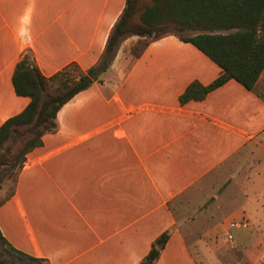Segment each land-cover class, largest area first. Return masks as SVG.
I'll return each mask as SVG.
<instances>
[{
    "label": "crops",
    "instance_id": "1",
    "mask_svg": "<svg viewBox=\"0 0 264 264\" xmlns=\"http://www.w3.org/2000/svg\"><path fill=\"white\" fill-rule=\"evenodd\" d=\"M125 5L0 0V126L30 102L13 84L23 55L46 77L72 63L86 70L99 61ZM137 39L121 44L102 82L59 110L56 130L26 155L0 205L3 236L43 264H139L165 231L156 264H223L216 225L230 210L217 209L228 201L215 192L229 184L227 191L240 185L252 194L264 183V93L257 91L264 70L252 90L232 79L181 103L192 82L209 85L222 68L176 34L131 56ZM212 194L217 202L207 208ZM263 195L264 188L247 194L225 227L243 255L232 258L239 264L264 262V232L230 227L264 222ZM193 212L215 227L185 226L195 222Z\"/></svg>",
    "mask_w": 264,
    "mask_h": 264
},
{
    "label": "trees",
    "instance_id": "2",
    "mask_svg": "<svg viewBox=\"0 0 264 264\" xmlns=\"http://www.w3.org/2000/svg\"><path fill=\"white\" fill-rule=\"evenodd\" d=\"M140 4V0H126L99 61L86 70L72 63L46 77L30 54L23 55L16 65L13 84L16 93L29 97L30 102L0 126V172L8 167L18 173L26 155L42 145L43 135L56 130L59 110L80 92L102 82L103 74L127 38L159 39L168 32L154 36L156 30L167 24L195 31L191 36L178 37L193 44L222 68V74L209 85L192 82L180 96L181 103L204 99L210 91L232 79L249 90L254 89L264 70V0H152L143 8ZM22 136H26L24 143L10 155L12 140ZM2 182L0 177V185ZM169 235L168 231L163 232L139 264H156ZM0 247L43 264L14 247L1 231ZM0 264L6 261L0 258Z\"/></svg>",
    "mask_w": 264,
    "mask_h": 264
},
{
    "label": "rangeland",
    "instance_id": "3",
    "mask_svg": "<svg viewBox=\"0 0 264 264\" xmlns=\"http://www.w3.org/2000/svg\"><path fill=\"white\" fill-rule=\"evenodd\" d=\"M152 2V0H140V5L141 8L145 7L146 5H149ZM164 32H168V34H176V35H183V36H191L193 34H195V31L192 30H188V29H184V28H180L174 24H167L162 26L161 28H158L155 32L154 36H157L161 33ZM153 40V38H140L137 39V41L135 42V44H133L132 48H131V56H138L141 51H143V49L145 48L146 44L149 43V41ZM132 59V58H131ZM109 74V71L105 72L102 76V78L106 75ZM264 77L261 80V85L257 88V91L259 93L263 92L264 93ZM26 139V136H22V137H18L15 138V140H12L11 142V146H10V151L9 154L12 155L14 154L24 143ZM17 174L16 172H12L8 169V167H4L1 172H0V177L2 178V183L0 185V201H2L5 197H8L14 190L15 187V183L17 180ZM256 176H253V180H255ZM237 186V187H236ZM234 186V189H232L231 191H227V188L229 187V184L224 185L222 187L221 190H218L215 192V194L217 193L218 195V200H220L221 198H226V200L228 201L227 205H224L223 203L225 202H221V204L219 203V205L221 206L219 209V211H225L226 209L230 210V213L227 216H222L221 217V222L220 224L216 225L217 227V231L218 234L217 236L219 237L218 242H220V253H221V260L223 264H239L238 262H235L232 258L236 257L238 258L239 261H241V259H243V255L242 253H240L239 251H236V249H234L235 247H233L234 245L231 243V241L229 240V238L227 237V233L225 231V227L229 221V219L235 217L234 215V211L239 209L241 210L242 207H244V204L246 202V196L247 194L250 195V197H253L254 195H258L259 191H261L264 188V183L263 182H258L255 187H253L252 194L250 193V191H243L241 189L240 185H236ZM214 194V193H213ZM212 195H207V199H206V206L205 207H209L211 204H213V202H215V198ZM264 196V195H263ZM261 196L259 198L258 196V200H263L264 201V197ZM217 202V201H216ZM233 202L238 203V205H233ZM256 202V199L255 201ZM197 209V208H195ZM201 209V208H200ZM252 209V208H251ZM243 210H241L240 212H242ZM245 211V210H244ZM194 214V220L195 222H189L184 224L185 226L189 227L191 230L194 231H209L210 229H212V227H215V225L211 222L205 221L204 219H202V217H197L196 212H193ZM249 224H248V228L245 229L247 232L256 234L258 233V231H262L264 232V222H254L249 218ZM235 232V231H232ZM0 258L4 259L6 261V264H36L35 261L27 258V257H21L18 256L14 253L8 252L6 251L5 248H1L0 247ZM261 264H264L261 263Z\"/></svg>",
    "mask_w": 264,
    "mask_h": 264
},
{
    "label": "built area",
    "instance_id": "4",
    "mask_svg": "<svg viewBox=\"0 0 264 264\" xmlns=\"http://www.w3.org/2000/svg\"><path fill=\"white\" fill-rule=\"evenodd\" d=\"M231 228H247L248 227V221L246 219H242L240 221H232L230 222ZM229 239L232 241L233 236L229 235Z\"/></svg>",
    "mask_w": 264,
    "mask_h": 264
}]
</instances>
